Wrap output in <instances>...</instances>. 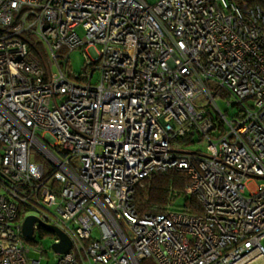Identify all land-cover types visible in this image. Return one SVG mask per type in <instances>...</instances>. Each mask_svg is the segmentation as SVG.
I'll return each mask as SVG.
<instances>
[{
	"label": "built area",
	"instance_id": "1",
	"mask_svg": "<svg viewBox=\"0 0 264 264\" xmlns=\"http://www.w3.org/2000/svg\"><path fill=\"white\" fill-rule=\"evenodd\" d=\"M261 1L0 0V264H264ZM172 169L202 215L137 210Z\"/></svg>",
	"mask_w": 264,
	"mask_h": 264
},
{
	"label": "trees",
	"instance_id": "2",
	"mask_svg": "<svg viewBox=\"0 0 264 264\" xmlns=\"http://www.w3.org/2000/svg\"><path fill=\"white\" fill-rule=\"evenodd\" d=\"M237 3L249 2L252 5L262 3L261 0H234ZM190 183V176L186 171L172 169L167 172H158L152 178L140 185L135 195V205L141 214L163 213L170 209H179L190 214L202 215L203 207L194 196L186 193ZM3 188L0 185V188ZM184 198L186 204L176 208V202ZM21 215L24 216L27 207L19 203Z\"/></svg>",
	"mask_w": 264,
	"mask_h": 264
},
{
	"label": "rangeland",
	"instance_id": "3",
	"mask_svg": "<svg viewBox=\"0 0 264 264\" xmlns=\"http://www.w3.org/2000/svg\"><path fill=\"white\" fill-rule=\"evenodd\" d=\"M78 31L82 36H85V31L82 27H80ZM70 64L75 72L81 73L83 71V67L86 64V57L84 55L82 48H79L75 52H73ZM226 105L227 103L225 101H220V106L223 109L226 108ZM187 148L189 149V151L202 150L205 153V155L207 156L211 155L208 142L196 143V144L187 146ZM261 183H263V181L258 180L256 184H261ZM185 204H186L185 199L181 198L176 202L175 207L180 208V207H183ZM38 237L41 238V236L39 235ZM55 237H56V234L52 233V234L47 235L45 238L41 239L42 245L40 243V246L45 251H48V254H44L43 256L42 264H56V254L52 248L53 244L55 243L54 241ZM143 264H159V262L154 257H151L148 260H146Z\"/></svg>",
	"mask_w": 264,
	"mask_h": 264
},
{
	"label": "water",
	"instance_id": "4",
	"mask_svg": "<svg viewBox=\"0 0 264 264\" xmlns=\"http://www.w3.org/2000/svg\"><path fill=\"white\" fill-rule=\"evenodd\" d=\"M40 218L32 215L27 217L25 224H24V234L26 237H31L34 234V226L37 222H40ZM43 226L53 232L58 233V235L61 236L62 242L55 245V249L58 251H65L67 249L72 248V242L71 240L66 236V234L57 226L49 225L44 223Z\"/></svg>",
	"mask_w": 264,
	"mask_h": 264
},
{
	"label": "bare ground",
	"instance_id": "5",
	"mask_svg": "<svg viewBox=\"0 0 264 264\" xmlns=\"http://www.w3.org/2000/svg\"><path fill=\"white\" fill-rule=\"evenodd\" d=\"M20 194H23V192H20Z\"/></svg>",
	"mask_w": 264,
	"mask_h": 264
}]
</instances>
